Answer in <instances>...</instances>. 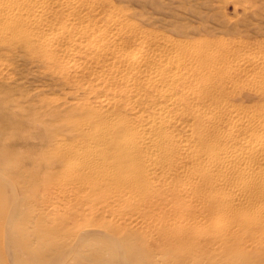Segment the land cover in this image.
Listing matches in <instances>:
<instances>
[{
  "label": "bare ground",
  "instance_id": "bare-ground-1",
  "mask_svg": "<svg viewBox=\"0 0 264 264\" xmlns=\"http://www.w3.org/2000/svg\"><path fill=\"white\" fill-rule=\"evenodd\" d=\"M1 48L80 94L39 122L45 167H0V233L33 264L157 249L138 262L208 264L205 239L264 264L262 55L147 34L88 0H0Z\"/></svg>",
  "mask_w": 264,
  "mask_h": 264
},
{
  "label": "rangeland",
  "instance_id": "rangeland-1",
  "mask_svg": "<svg viewBox=\"0 0 264 264\" xmlns=\"http://www.w3.org/2000/svg\"><path fill=\"white\" fill-rule=\"evenodd\" d=\"M88 1L115 9L122 18L135 23L147 34L174 40L221 41L234 49L238 56L253 52L262 55L264 60V0ZM0 65V167L11 168L18 164L31 169L43 168L46 163L41 152L49 143V135L42 132L39 122L52 110L71 112V104L80 94L71 93L66 86L50 78L40 64L22 51L9 52L1 48ZM51 98L57 102L50 104ZM48 123L50 127L60 124L54 120ZM22 238L18 241L11 236L8 240L0 233V244L6 241V250L0 253V264H33L29 251L25 249L26 240ZM206 241L200 249L207 257L205 263L234 264L228 245H221L218 251H213L215 246ZM159 251H137L132 264H143L138 260H150ZM98 252L88 250L84 253L98 259L96 264H105L100 263ZM70 264H78V260Z\"/></svg>",
  "mask_w": 264,
  "mask_h": 264
}]
</instances>
